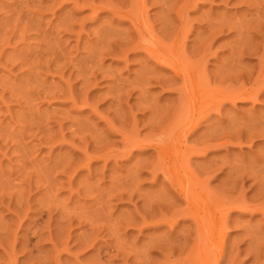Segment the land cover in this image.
I'll return each mask as SVG.
<instances>
[{
	"label": "rangeland",
	"instance_id": "rangeland-1",
	"mask_svg": "<svg viewBox=\"0 0 264 264\" xmlns=\"http://www.w3.org/2000/svg\"><path fill=\"white\" fill-rule=\"evenodd\" d=\"M108 1L130 10L131 0H0V264H182L194 254L195 263L207 254L216 264L217 249L199 252L194 223L174 216L184 203L147 165L156 160L154 149L132 145L152 143L151 134L181 123L178 105L186 97L166 91L181 84L162 90L154 77L173 74L145 72L152 62L147 66L145 52L129 49L130 22L91 8ZM261 1L147 0L156 35L166 36L168 45L177 35L185 41L182 48L203 83L193 107L201 120L196 141L227 140L192 157L190 170L200 189L227 209L246 205L230 212L218 264H264V95L257 103L208 107L211 113L204 106L227 87L238 88L247 72L252 81L260 71ZM212 28L220 32L209 51L203 40ZM200 104L203 111H197ZM253 128L259 132L251 134Z\"/></svg>",
	"mask_w": 264,
	"mask_h": 264
},
{
	"label": "bare ground",
	"instance_id": "bare-ground-1",
	"mask_svg": "<svg viewBox=\"0 0 264 264\" xmlns=\"http://www.w3.org/2000/svg\"><path fill=\"white\" fill-rule=\"evenodd\" d=\"M254 2L256 1L257 2V0H253ZM262 1H264V0H262ZM262 1H261V3H262ZM109 2V1H108ZM121 2V1H120ZM122 2H124V0H122ZM126 2H127V0H126ZM253 2V4H255V5H257V3L259 4V2H255L254 3ZM125 3V2H124ZM131 5H129L130 7H129V11H124L122 8H120L122 5V3H119L120 5V7L119 6H116V5H114L113 3H106V4H110V5H107V7L105 6V7H103L104 5H101L102 7H99L100 5L98 4V5H96V6H93V4L91 5V8L93 7V10H94V13H95V11L97 12L98 11V9L99 10H101V12H102V10L103 11H107V10H109V11H111L113 14H114V16L115 17H118V18H120V19H122V20H128L129 22H130V25H131V27H132V29H133V31H134V33H129L128 31V33L131 35L132 34V37L131 36H129L130 38H128L127 37V39H131V44L129 43V44H127L128 46H126V47H128L129 49H135V51H136V49L138 48V49H140L142 52H145V54H146V60H145V62H146V64H147V66H148V63H150V62H152V64H151V66H149V71H148V69L146 68L145 69V72H146V70H147V74H148V72H151V74H153L154 76L155 75H157V73L159 74V72H160V70H165V71H169V72H171L173 75L171 76H167L166 75V77H163V78H161L160 77V80H159V77L158 78H156V76L154 77V79L155 80H158L157 82H158V86H160L161 88H162V90H164V89H166V84H168V83H174V82H180V88L178 87V88H174V87H172V88H170V87H167L168 88V90H166L167 92L169 91V90H172V91H178V92H180V93H182L181 94V97H183V96H185L186 97V99L184 98V102H183V104H180L179 103V105H178V107L179 106H181V109L182 110H180L181 112L183 111L184 112V117L182 116V121H181V123H179V124H177V125H174L173 126V124H171V125H169V126H171V127H169L168 129H163L162 128V133H160V135L159 136H157V134H151V135H155L156 137H154V136H152V141H154V142H152V143H150V142H148V143H146V139H144L145 140V143L146 144H143L144 142H140V141H137V142H133V146L134 147H137V148H141V147H144V146H146V148L147 147H150V148H152V149H154V151L156 152V160L153 158V163H152V165H150V163L149 162H147V165H149L150 167L152 166V170L154 171H152V170H150L149 168L150 167H148V169L150 170V172L152 171L153 173H157V172H159L161 175H163L165 178H166V180H167V182H168V184L170 185V188H168V189H172V190H175L176 192H177V196H178V198H177V200L178 201H181V202H183L184 203V206L182 207V205H181V207L179 208V209H181V210H178V211H176L175 212V214H174V211L172 210V215L174 214V216H179V215H181L182 216V221H192L193 223H194V228L193 229H191V230H193V232H195L196 233V235H197V240H198V242H197V244H198V246L197 247H199V249H197V250H199V252H201V253H203L202 251L203 250H209L210 252H212L213 250L212 249H214V248H216L217 249V251H218V255L216 256V259H215V261H213V263L215 262L216 264H218L219 263V260H220V258H223L222 257V254L224 253L223 252V249H224V246H225V238H226V233H225V231H226V229H227V227L229 226V223H230V212H231V210L233 209H242V210H239V211H244L245 209H246V205H245V203H244V201H242L243 203L242 204H240L241 203V201H240V203H238L239 205H237V206H235L234 204L232 205V203L234 202H232L231 203V205H232V207H230L229 208V206L230 205H228V209H227V206H224V205H222V201H220V202H218V200L212 195V194H210V192L208 191V190H203V189H200V187H199V181H198V179L196 178V176L194 175V173H193V171H191L190 170V161L192 160V157L194 158V157H199V156H203V155H206L207 154V152H208V149H210L211 148V150L213 149V147L215 148V147H218V148H221V146H226L227 145V140L226 141H223V143H220V144H218V143H216V141L215 140H213L212 138V140L213 141H215V143L212 141L211 142V140H206V142H204V144L202 143V145H201V142L199 143L198 141L199 140H197L196 141V136H195V134L197 133V131H198V129H199V125L201 124V120L199 119V118H197L196 117V114H195V112L193 111V107H194V109H195V106H194V104H196V102H197V100H198V97H196L197 95H199L200 94V90L202 89L201 87V84H203V83H200V81H199V76H198V74H197V71H195V69H194V66H193V64L189 61V59L186 57V55H185V51L183 50V46H182V44H184V40L183 39H180V40H178L180 37H178V35L176 36V38H178L177 39V41L176 40H174V44H173V42L171 43L172 45H168L167 43H164V41H163V39L164 38H166V36L164 37V38H162V40L160 39V37H158L157 35H156V33H155V31H154V29H153V27L150 25L151 23H149L150 21V19L148 20L147 19V0H131V2H129ZM260 3V4H261ZM100 4H102V3H100ZM118 4V3H117ZM252 4V5H253ZM95 5V4H94ZM255 5H253L254 7H255ZM123 6H125V5H123ZM262 6V5H261ZM90 7V6H89ZM258 6H256V8H257ZM261 8V7H260ZM259 8V11H262V10H264V7H262V9H260ZM256 11H257V9H255ZM108 12V11H107ZM255 12V11H254ZM262 12H264V11H262ZM110 13V12H109ZM111 13V14H112ZM112 14V15H113ZM258 14H259V12H258ZM254 15H257L256 13L254 14ZM261 15H264V14H261ZM251 17V16H250ZM257 17V16H256ZM258 17H260V16H258ZM258 17L256 18V19H258ZM262 17H264V16H262ZM117 18V19H118ZM252 18V17H251ZM261 18V17H260ZM259 18V19H260ZM119 19V20H120ZM181 19H182V17H181ZM180 19V20H181ZM255 19V22H257L258 20H256ZM262 19V18H261ZM250 21H251V19H249ZM262 20H264V19H262ZM212 21V20H211ZM211 21H209V23L211 22ZM253 21H254V19H253ZM123 22V21H122ZM261 22V21H260ZM209 23H207V25L209 24ZM212 23V22H211ZM211 23L209 24V25H211ZM246 23H247V21H246ZM246 23H244V24H246ZM249 23V22H248ZM254 24V23H253ZM259 24V23H258ZM222 25V24H221ZM221 25H218L217 26V24H215V26H217L216 28L218 29V28H221V27H219V26H221ZM256 25V24H255ZM260 25V24H259ZM259 25H258V28H259ZM261 25H264V23H262ZM212 27H213V24L211 25ZM224 26H229L228 24L227 25H224ZM223 27V26H222ZM227 27H226V29H227ZM214 28V27H213ZM212 28V31H210L211 32V35L209 36V34H208V38H206V40H205V38H204V40H203V42H205V43H208V44H203V42H202V44H203V48H204V46H205V50L206 49H208L209 51L211 50V49H209V48H211V44H212V41L214 40V38H215V34L217 35V31H219V30H217V29H213ZM255 28V27H254ZM186 29V28H185ZM211 29V28H210ZM253 29V28H252ZM262 30H264V29H262ZM132 31V32H133ZM213 31H216V33H212ZM256 31V30H255ZM126 32V33H127ZM220 32V31H219ZM257 32V31H256ZM209 33V32H208ZM261 33V32H260ZM259 33V34H260ZM183 33H181V37H185V36H183L182 35ZM187 34V33H186ZM261 35V34H260ZM262 35H264V34H262ZM187 36V35H186ZM125 37H126V35H125ZM127 39H124V40H127ZM136 42H135V41ZM185 40H186V38H185ZM133 42V43H132ZM135 42V43H134ZM214 42V41H213ZM125 44V43H124ZM201 43H200V46L202 45ZM199 46V47H200ZM125 47V45H124V49L126 48ZM183 47V48H182ZM202 48V49H203ZM129 49H128V51H129ZM204 50V52H206ZM207 50V51H208ZM131 51V50H130ZM204 52H203V54H204ZM207 53V52H206ZM199 55V54H198ZM201 55V54H200ZM210 55V54H209ZM242 55V54H241ZM203 59V58H202ZM197 60V59H196ZM262 61H264V59H262ZM261 60H260V64L261 65H259L260 67V71L257 73V76H255V79L253 80L252 79V81H250L251 79H250V76H252V75H249L250 73H248L247 72V74L248 75H243V76H241L242 75V73H241V75H239L240 73L239 72H236V74L238 75H236L235 73V76L237 77V79L235 78V76L233 77V76H231L232 78H235V80H237L238 81V77L239 76H241L242 77V79L244 78V77H247L246 78V80H243L242 82H241V80H240V82H241V84H240V86L238 87V88H235V89H231V88H229V89H227L226 87V89L225 90H223V91H220V93L218 92V95L216 94V97L218 96V98L216 99V97L214 96V97H212L215 93H213L212 95H210L209 94V92H208V94H209V96L211 97V100H213V98L214 99H216V101H214V102H212L210 105H209V103H207L206 105H204L205 106V108H206V110H208V107H209V110H210V107H213V109H214V106L215 105H219L220 107H222L223 105H225L226 103H230V104H234L235 102H240V103H245V102H252V103H257L258 102V98L260 97V95H264V89H262V87H264V86H262V85H264V83H262V82H264V81H262L261 79H264V65H262V62ZM144 62V61H143ZM144 62V63H145ZM239 62L240 61H238V66H240V64H239ZM197 63H199L198 61H197ZM208 63V62H207ZM206 63V64H207ZM223 65V64H222ZM242 65V64H241ZM143 66H145V65H143ZM146 66V67H147ZM262 66V67H261ZM223 67V66H222ZM203 68V67H202ZM205 68V67H204ZM220 68H221V66H220ZM224 68V67H223ZM222 68V70L224 71V69ZM227 68V67H226ZM240 68H242V66H240ZM197 69H200V68H198L197 67ZM233 71V68L231 69H228V71ZM221 71V70H220ZM222 71V72H223ZM226 71V70H225ZM236 71V70H235ZM237 71H239V70H237ZM169 72H167V73H169ZM222 72H221V74H222ZM230 72V73H231ZM245 72V71H244ZM243 72V73H244ZM226 74L228 73L227 71L225 72ZM206 74V73H205ZM233 74V75H234ZM203 75V74H202ZM207 75V74H206ZM228 76H230V74H227ZM226 75V76H227ZM221 76V75H220ZM219 76V77H220ZM223 76V75H222ZM225 76V77H226ZM227 76V77H228ZM227 77H226V80H227ZM249 77V78H248ZM208 78V77H207ZM229 78V77H228ZM240 78V77H239ZM154 79H152V80H154ZM223 78H221L220 80H222ZM229 79H231V78H229ZM228 79V80H229ZM219 80V81H220ZM224 80V79H223ZM223 80L221 81V82H223ZM234 80V79H233ZM248 80H249V86L250 87H248V88H246L247 86H245L246 85V83L245 82H247L248 83ZM199 81V82H198ZM209 80H207L206 81V84L208 85V82ZM237 81H235L236 83H237ZM156 82V81H155ZM220 82V83H221ZM225 82V81H224ZM234 82V81H233ZM234 82V83H235ZM239 82V81H238ZM239 82V83H240ZM250 82H252L251 84H250ZM235 83V84H236ZM261 83V84H260ZM206 84H205V86H206ZM226 84V83H225ZM248 85V84H247ZM261 85V86H260ZM204 86V85H203ZM210 86V85H209ZM207 87V86H206ZM224 87V86H223ZM222 87V88H223ZM170 88V89H169ZM161 90V89H160ZM213 91V90H212ZM198 92V93H197ZM207 93V92H206ZM211 93V92H210ZM203 94H205L204 92H203ZM187 97H188V99H187ZM207 97V96H206ZM210 97H209V99H210ZM208 98V97H207ZM206 99V98H205ZM210 100V101H211ZM199 101H201V100H199ZM203 101V100H202ZM206 102V101H205ZM219 102V103H218ZM203 105V104H202ZM199 107L201 106V104L200 105H198ZM204 106H203V109H204ZM187 109V110H186ZM202 109V107H200V108H198V110L197 111H199V110H201ZM203 109L201 110V111H203ZM213 109H211V110H213ZM216 109H217V107H216ZM215 109V110H216ZM208 110V111H209ZM210 110V111H211ZM214 110V111H215ZM219 110V109H218ZM179 111V112H180ZM209 111V112H210ZM214 111H212V112H214ZM217 111V110H216ZM182 112V113H183ZM185 112H186V116H185ZM218 113H220L219 111H217ZM177 113V112H176ZM187 113H188V115H187ZM207 114H206V116H209L210 114H208V112H206ZM211 113V112H210ZM216 113V112H215ZM217 113V114H218ZM180 114V116H181V113H179ZM167 115V114H166ZM200 115V114H199ZM158 116V115H157ZM177 116V115H176ZM218 116H220V115H218ZM167 118V117H166ZM171 118H173V117H171ZM184 118V119H183ZM161 119V118H160ZM166 120V119H165ZM173 120V119H172ZM171 120V121H172ZM174 120H177V119H174ZM158 121V120H157ZM160 121H163L164 122V117H163V120H160ZM202 121H203V119H202ZM207 121V120H206ZM209 121V120H208ZM173 122V121H172ZM174 122H176V121H174ZM160 123V122H159ZM165 123V122H164ZM163 123V124H164ZM156 124V123H155ZM161 124H162V122H161ZM166 124V123H165ZM168 124V123H167ZM186 124V125H185ZM154 126V125H153ZM157 126H159V124L157 125ZM156 125H155V128L157 127ZM166 127H167V125H166ZM255 128V127H254ZM253 128V130H254V133H251V134H256V133H258L259 132V130H258V132L256 131L255 132V130H257V129H254ZM153 129H154V127H153ZM152 129V130H153ZM186 129H188V133L190 134L189 136H185V134H187L186 132ZM250 129H252L251 127H250ZM249 130V128L247 129V131ZM262 130V129H261ZM155 131V130H154ZM153 131V132H154ZM186 131V132H185ZM262 131H264V130H262ZM251 132H253V131H251ZM156 133V132H155ZM250 133V132H249ZM248 133V134H249ZM262 133H264V132H262ZM261 133V134H262ZM151 135H150V138H151ZM126 136V135H125ZM195 137V140H193V145H188V141L190 140V139H192V138H194ZM252 136H254V135H252ZM251 136V137H252ZM127 137V136H126ZM155 139H154V138ZM211 137V136H210ZM210 137L208 138V139H210ZM229 137H231V136H229ZM149 138V137H148ZM149 138V139H150ZM216 138H219V137H216ZM258 137L256 136V139H257ZM260 138V137H259ZM258 138V139H259ZM136 139V138H135ZM148 139V140H149ZM198 139V138H197ZM254 139H255V137H254ZM137 140V139H136ZM135 140V141H136ZM144 140H142V141H144ZM147 140V141H148ZM224 140V139H223ZM132 141V140H131ZM202 141H204V140H202ZM217 141H218V139H217ZM219 141H220V139H219ZM218 141V142H219ZM228 141H230V140H228ZM254 141V140H253ZM139 142V143H138ZM194 142L196 143V144H194ZM221 142H222V140H221ZM226 142V143H225ZM231 142V141H230ZM127 143V142H126ZM129 144H127V145H125V146H128L129 147V145L131 144L130 142H128ZM197 143H199V144H197ZM205 143H206V145H205ZM212 143V144H211ZM214 144H216V145H214ZM228 144H229V142H228ZM233 144V143H232ZM236 144V143H235ZM237 144H240V143H238L237 142ZM249 144H252V141L249 143ZM144 145V146H143ZM201 145V146H200ZM204 145V146H203ZM238 146V145H237ZM145 148V149H146ZM130 149V148H129ZM144 149V150H145ZM148 149V148H147ZM141 150H142V148H141ZM210 150V151H211ZM215 150V149H214ZM217 150V149H216ZM213 151V150H212ZM152 157V156H151ZM148 160V159H147ZM154 160H155V162H154ZM146 161V160H145ZM151 161V160H150ZM144 164V163H143ZM145 165V164H144ZM147 165H146V167H147ZM145 169H147V168H145ZM148 169H147V171H148ZM193 170V169H192ZM152 173V174H153ZM154 174V175H155ZM160 175V176H161ZM234 176V175H233ZM250 176H252V175H250ZM247 178H248V176H246ZM261 177V176H260ZM235 179H236V177H234ZM240 178H241V176H240ZM257 178V177H256ZM262 179V178H261ZM261 179H258V180H261ZM165 180V181H166ZM241 180V179H240ZM249 180V179H248ZM251 180V179H250ZM255 181H257V179H255ZM258 182V181H257ZM260 183H262V182H260ZM166 184V183H165ZM261 184H258V187L260 186ZM262 186V185H261ZM261 188V187H260ZM262 188H264V187H262ZM171 191V190H170ZM261 191H264V190H261ZM174 192V191H173ZM163 193H165V192H163ZM169 193V192H168ZM167 195V194H166ZM164 196V195H163ZM171 196V195H170ZM174 196V195H173ZM261 196H262V194H261ZM260 196V197H261ZM169 197V196H168ZM175 197V196H174ZM165 198V197H164ZM175 199V198H174ZM170 200V198L168 199V201ZM176 200V199H175ZM173 201L172 202V205H173V203H175L176 201ZM241 200V199H240ZM236 202H238V201H236ZM169 203V202H168ZM178 203V202H177ZM176 203V204H177ZM227 203V202H226ZM229 204H230V202H228ZM227 203V204H228ZM176 204H174V206H177ZM224 204V203H223ZM170 205H171V203H170ZM170 205L168 206V207H170ZM173 206V207H174ZM170 209V208H169ZM171 210V209H170ZM165 215V214H164ZM174 216H171V218L173 217L174 218ZM163 218V217H162ZM168 218V217H167ZM169 219V218H168ZM167 220V219H166ZM180 221V220H179ZM172 222H174L173 224H172V226L173 225H175V224H177V219H176V217H175V219H174V221H172ZM236 222V221H235ZM171 223V222H170ZM183 223V222H182ZM167 224V223H166ZM170 225V224H169ZM191 225V224H190ZM168 226V225H167ZM171 226V225H170ZM190 229V228H189ZM186 236H187V234H186ZM183 237V236H182ZM181 238V237H180ZM185 239V238H184ZM196 240V239H195ZM184 242V241H183ZM178 243H180V242H178ZM177 243V244H178ZM184 243H186V242H184ZM195 243V242H194ZM181 244H183L182 242H181ZM180 244V245H181ZM196 244V243H195ZM183 246L185 247V245L183 244ZM173 247H174V245H173ZM172 247V248H173ZM175 247H176V245H175ZM174 247V248H175ZM196 247V246H195ZM214 247V248H213ZM177 248V247H176ZM175 248V249H176ZM180 248V247H179ZM212 248V249H211ZM181 249V248H180ZM196 249V248H195ZM174 250V249H173ZM183 249H181V251H182ZM185 250V249H184ZM196 250V251H197ZM198 252V253H199ZM197 253V252H196ZM198 253L196 254V256H198ZM208 253V252H207ZM164 255H166V253H163ZM202 256L201 257H199L198 259H200V260H198V261H196V263L194 262V261H191V260H194V258L196 259L197 257H194L195 256V254H194V256H192L193 257V259H191L189 262H187L188 260H189V258H188V260H186V262L187 263H185V260H184V262L182 263V264H193V263H195V264H210V257L209 256H207V254H206V256H204L203 254H201ZM209 255V254H208ZM224 255V254H223ZM191 256V255H190ZM199 256H200V254H199ZM214 256V255H213ZM212 256V257H213ZM169 258V257H168ZM191 258V257H190ZM210 259V260H209ZM169 260V259H168ZM168 260L166 261V262H168ZM214 260V259H213ZM170 261V260H169ZM172 261V260H171ZM178 261V260H177ZM174 262V261H173ZM172 262V264H174ZM212 262V261H211ZM170 263V262H169ZM177 263H179V262H177ZM212 264V263H211Z\"/></svg>",
	"mask_w": 264,
	"mask_h": 264
}]
</instances>
